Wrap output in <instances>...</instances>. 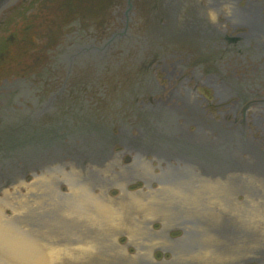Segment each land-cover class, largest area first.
Instances as JSON below:
<instances>
[{"label": "flooded vegetation", "instance_id": "flooded-vegetation-1", "mask_svg": "<svg viewBox=\"0 0 264 264\" xmlns=\"http://www.w3.org/2000/svg\"><path fill=\"white\" fill-rule=\"evenodd\" d=\"M91 121L111 146L264 156V0H18L0 15V176L4 147L67 145Z\"/></svg>", "mask_w": 264, "mask_h": 264}, {"label": "water", "instance_id": "water-1", "mask_svg": "<svg viewBox=\"0 0 264 264\" xmlns=\"http://www.w3.org/2000/svg\"><path fill=\"white\" fill-rule=\"evenodd\" d=\"M80 127L67 145L3 148L0 264H264V156L224 141L111 146Z\"/></svg>", "mask_w": 264, "mask_h": 264}]
</instances>
